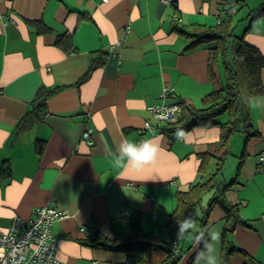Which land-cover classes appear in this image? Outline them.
<instances>
[{
	"label": "crops",
	"instance_id": "1",
	"mask_svg": "<svg viewBox=\"0 0 264 264\" xmlns=\"http://www.w3.org/2000/svg\"><path fill=\"white\" fill-rule=\"evenodd\" d=\"M263 7L264 0H0V232L52 206L71 214L52 225L60 262H127L126 250L88 240L126 237L136 217L144 232L170 242L166 226L179 195L208 178L199 171L205 157L210 173L215 170L210 154L222 128L169 132L150 107L185 100L203 108L205 97L225 84L212 41L195 36L217 27L225 10L241 9L234 33L264 55V15L247 30ZM46 90L40 118L20 130ZM250 109L257 135L234 134L233 152L218 176L222 198L239 206L237 218L228 220L219 202L211 206L217 188L204 194L180 235V264H222L224 233L232 247L229 264H264V93ZM221 115L218 122H226L228 115ZM88 125L94 127L91 143L82 138ZM144 140L158 146L149 164L140 170L115 166L123 141ZM94 224L95 237L83 229Z\"/></svg>",
	"mask_w": 264,
	"mask_h": 264
},
{
	"label": "trees",
	"instance_id": "2",
	"mask_svg": "<svg viewBox=\"0 0 264 264\" xmlns=\"http://www.w3.org/2000/svg\"><path fill=\"white\" fill-rule=\"evenodd\" d=\"M244 5H242L243 7ZM237 7V6H235ZM233 9L225 10L219 25L215 28H207L195 34L199 40L212 41L210 50L214 61H221L224 67L225 84L215 89L205 97V107L198 108L185 100L181 101L182 113L177 121L168 122L164 129L169 132L189 130L196 126H213L220 124L222 137L217 143L214 154H210L216 160L215 170L210 173V160L208 157L200 165L199 171L208 175L204 181L197 182L188 192H181L178 206L171 215L166 226L169 229L171 241L167 242L154 233L143 231L139 218L130 220V231L126 237L119 236L113 241H99L98 238L89 239V244L100 245L110 249H123L129 252L138 264H180L182 253L179 238L183 230L182 225L192 217V209L200 203L202 196L213 188L220 191L219 196L213 201L222 204L226 210L227 218H237L239 206L230 204L224 197V188L220 184L218 176L223 173L228 156L233 152L232 137L237 132L247 133L249 139L257 135L253 133L251 118V101L253 98L264 93L262 72L264 70V55L255 46L247 43L242 36L234 33L236 24L241 20L239 11ZM264 15L263 9L256 11L251 24L258 16ZM90 73V72H89ZM88 73V75H89ZM49 91L40 92L37 98L38 107L34 112L26 114L19 123V129L25 130L34 122L38 121L40 114L46 107ZM227 114L226 122H218L221 114ZM44 145L38 147L39 153L43 151ZM209 155V156H210ZM202 249L207 247L208 238L204 237ZM224 247L222 251V264H229V256L232 247L227 244L225 233L223 235ZM123 244L119 247L117 242ZM177 244L178 252H174V244Z\"/></svg>",
	"mask_w": 264,
	"mask_h": 264
},
{
	"label": "built area",
	"instance_id": "3",
	"mask_svg": "<svg viewBox=\"0 0 264 264\" xmlns=\"http://www.w3.org/2000/svg\"><path fill=\"white\" fill-rule=\"evenodd\" d=\"M103 1L107 2L108 0ZM163 1L166 3L176 2V0ZM110 52L115 53L114 46L110 48ZM171 93V89L166 87L163 96L168 97ZM150 110L160 120L175 122L179 118L181 106L178 103L151 106ZM86 119H91L90 114L86 115ZM145 125L147 128L152 126L149 121H146ZM93 134L94 127L88 125L82 138L91 143ZM259 170L264 172V151L259 154ZM70 215L67 211L52 206H43L36 208L30 219L18 218L7 231L0 232V246L4 248V253L0 256V264H70L57 259L58 238L52 231L54 221ZM123 215L129 216L127 210L123 211ZM83 229L90 231V234L95 237L98 227L94 224L90 227L84 226ZM176 245V243L173 245L175 253L178 252ZM132 256L130 255L127 262L119 264H138ZM92 264H97V261H93Z\"/></svg>",
	"mask_w": 264,
	"mask_h": 264
},
{
	"label": "clouds",
	"instance_id": "4",
	"mask_svg": "<svg viewBox=\"0 0 264 264\" xmlns=\"http://www.w3.org/2000/svg\"><path fill=\"white\" fill-rule=\"evenodd\" d=\"M157 145L150 140H144L140 143L123 141L120 145L119 152L115 157V166L140 170L143 166L149 164L155 157L157 152ZM126 161V163H125ZM187 227L183 224L181 230ZM214 239L219 241V233L214 236ZM215 264V262H213Z\"/></svg>",
	"mask_w": 264,
	"mask_h": 264
},
{
	"label": "rangeland",
	"instance_id": "5",
	"mask_svg": "<svg viewBox=\"0 0 264 264\" xmlns=\"http://www.w3.org/2000/svg\"><path fill=\"white\" fill-rule=\"evenodd\" d=\"M240 16H241V15H240ZM239 22H240V21H239ZM240 23H242V21H241ZM220 117L222 118V117H224V116L221 115Z\"/></svg>",
	"mask_w": 264,
	"mask_h": 264
}]
</instances>
